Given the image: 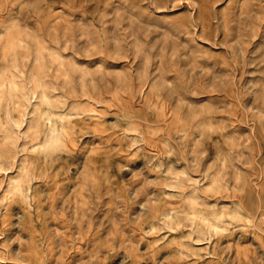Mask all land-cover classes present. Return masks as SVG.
I'll return each mask as SVG.
<instances>
[{
    "label": "clouds",
    "instance_id": "obj_1",
    "mask_svg": "<svg viewBox=\"0 0 264 264\" xmlns=\"http://www.w3.org/2000/svg\"><path fill=\"white\" fill-rule=\"evenodd\" d=\"M211 5L226 54L200 0H0V264H264V0Z\"/></svg>",
    "mask_w": 264,
    "mask_h": 264
},
{
    "label": "rangeland",
    "instance_id": "obj_2",
    "mask_svg": "<svg viewBox=\"0 0 264 264\" xmlns=\"http://www.w3.org/2000/svg\"><path fill=\"white\" fill-rule=\"evenodd\" d=\"M200 2H201L200 15H201L202 20L205 22V27L203 31H205L208 37V41H209L208 43L205 44V47H210L215 52L226 54L225 46L223 44L226 34L223 32H220L217 34L215 32L214 25L210 26L208 23L209 18L212 15L211 0H200ZM224 3H227V0H224ZM223 6H224L223 4L220 5V7H223ZM187 10H188V6L184 5L183 7L177 8L175 12H168V13H165V15L175 16L176 20L174 21V23L177 26H179L184 19L183 17L179 16V13L185 12ZM253 47H255V44H253ZM259 55H264V50H261ZM215 62L218 64H222L223 57L222 56L216 57ZM200 247H203V245H200ZM145 248H146V245L142 246L141 251H143ZM238 251H239V256L237 255ZM233 261H234V264H247L243 251H240L237 249H234L232 252V260L230 261V264H233ZM201 264H208V261L207 260L201 261Z\"/></svg>",
    "mask_w": 264,
    "mask_h": 264
}]
</instances>
